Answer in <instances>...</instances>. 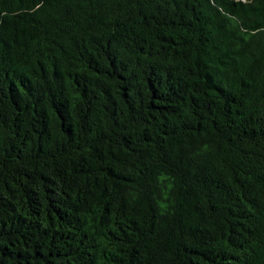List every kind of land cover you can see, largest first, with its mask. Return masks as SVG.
<instances>
[{
  "label": "trees",
  "instance_id": "16d2710c",
  "mask_svg": "<svg viewBox=\"0 0 264 264\" xmlns=\"http://www.w3.org/2000/svg\"><path fill=\"white\" fill-rule=\"evenodd\" d=\"M0 264H264V0H0Z\"/></svg>",
  "mask_w": 264,
  "mask_h": 264
}]
</instances>
